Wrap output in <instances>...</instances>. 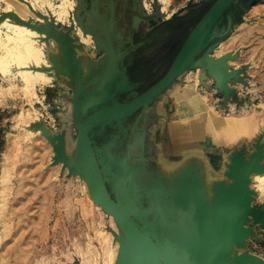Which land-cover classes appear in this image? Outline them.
Segmentation results:
<instances>
[{"label":"rangeland","instance_id":"374dc122","mask_svg":"<svg viewBox=\"0 0 264 264\" xmlns=\"http://www.w3.org/2000/svg\"><path fill=\"white\" fill-rule=\"evenodd\" d=\"M7 1L0 0V23L55 37L68 67L7 43L0 30V264H144L90 196L74 96L81 123L142 96L216 0H170L168 19L154 0H72L70 19L91 36L97 55L85 71L71 25L43 8L63 0H18L36 15L27 21ZM133 30L147 38L137 52L125 49L135 46ZM198 41L162 94L94 128L89 140L108 197L163 264H264V0H236ZM133 56L144 81H128L124 65ZM24 69L42 77L28 82ZM178 138L191 143L178 147ZM209 193L218 198L215 230L204 205Z\"/></svg>","mask_w":264,"mask_h":264},{"label":"water","instance_id":"95a60500","mask_svg":"<svg viewBox=\"0 0 264 264\" xmlns=\"http://www.w3.org/2000/svg\"><path fill=\"white\" fill-rule=\"evenodd\" d=\"M235 1L236 0H216L213 3L185 39L166 74L142 96L127 103L112 104L94 113L82 123L78 119V93L74 96L73 119L77 127L80 145L83 150L82 160L86 175L85 181L90 196L94 203L98 205L104 213L114 219L118 228L133 244L144 264L163 263L144 232L130 218L120 211L108 197L97 157L89 140V134L94 128L113 118L134 112L162 94L181 73L188 55L194 45L198 42L206 27L214 18L220 16L222 12H224L225 9Z\"/></svg>","mask_w":264,"mask_h":264},{"label":"bare ground","instance_id":"6f19581e","mask_svg":"<svg viewBox=\"0 0 264 264\" xmlns=\"http://www.w3.org/2000/svg\"><path fill=\"white\" fill-rule=\"evenodd\" d=\"M154 1L156 2L157 6L159 7L160 12L165 14V18L166 19L170 18L173 15L174 11L172 9H170V0H154ZM7 2L8 3L10 2V4H11V6H10L12 8L11 12H13L15 15H17L21 20L27 21V20H31V19H36V15L32 12V10L25 3L21 2V1H18V0H9ZM31 2L33 3L32 6H33L34 10H38L39 11V10L45 8V11L46 12H50V14L56 19L55 22L56 21H58V22L61 21L62 23L64 22V24L67 22L68 25H71V28L68 31V36L73 41L72 44L75 45V47L73 49L75 57L80 61V65L83 67V69H84L83 71H85V69L88 67L89 55H91L92 57H96L97 55L94 54V53H90L91 52L90 51L91 43H92L91 36L88 35V34L83 33V31L79 27L75 26L76 23L73 22L70 19V12H72V10L74 8V4H75L74 1H72V0H63V1H61L62 4L60 6L58 5L56 7H54V5H51V3L47 4V6L43 7L42 5L45 4L43 2L44 4L40 3L41 4L40 6H42L43 8L42 7H38L37 3H34L33 1H31ZM145 7H148L147 4H145ZM252 12L254 13L255 9ZM3 28L7 30L6 31L7 32V37L5 39L7 43H12V44H15V46H18V47L27 48V49H29L31 51H34V52L38 53V55L39 54L42 55V53L46 52V53H48V55L52 56L58 62V64L61 66V68L64 69V68L68 67V63L66 61L67 55L64 52L65 46L61 42H59L56 38L47 37L46 35L38 32L36 30H33V29H31V28H29V27H27L25 25L12 23L9 20H4L2 23H0V30L3 29ZM0 46L1 47L3 46V42L1 40H0ZM198 48H200V46L198 45V43H196L194 45V47L192 48L190 54L188 55V57H187V59L185 61V64L194 55V53L198 50ZM16 49H17V47H16ZM45 56H47V55H45ZM46 60H47V58H46ZM43 64H45V62H43ZM49 64H50V62H49ZM40 65H41V62H40ZM46 65H48L47 62H46ZM20 74H22L23 77L28 82H32L36 77H40V76L42 77V75H41L42 72H39V71L31 72L29 69H24L23 71L20 72ZM231 190H232V187L231 188L228 187V189H225V192H224L225 196H227L230 193ZM204 201H205L204 205L206 207V211H207L208 215L209 216L213 215V217H214L213 219H215L214 220V224L212 223L210 225L211 229L215 230L217 228L219 222H220L219 221V217L216 214V209L219 207L218 204H217L218 198L214 194L209 193V194L206 195V197L204 196ZM204 201H203V203H204ZM110 218H111V220L113 219L112 217H110ZM232 218H234V217H232ZM235 219H237V218H234V220ZM232 222H234V221H232ZM233 225H234V223H233ZM228 239H229V237H228ZM216 241L217 240H215V242ZM188 245L190 246V243ZM223 245H225V244L223 243ZM190 247H192V246H190ZM189 249L184 247L183 248L184 254L187 255ZM213 252H214L213 253V259H214L215 257L218 256V254H217V250H215V249H213ZM110 255H112V254H110ZM223 257H225V256H223ZM219 260H220V258H219Z\"/></svg>","mask_w":264,"mask_h":264},{"label":"flooded vegetation","instance_id":"af4514ba","mask_svg":"<svg viewBox=\"0 0 264 264\" xmlns=\"http://www.w3.org/2000/svg\"><path fill=\"white\" fill-rule=\"evenodd\" d=\"M132 39H133V42H134V47L132 49V46L131 45H126L125 46V49H128V51H131V52H137L140 48L141 45H143V43L146 41V37H142V36H139L138 33H136L134 30L132 31ZM141 60H138L137 58H132V60L129 62V63H126V65H124L125 67V73H126V76L128 78V81L130 82H141V81H144V80H140L138 79L136 76H135V69L138 68V65H140ZM155 65H154V69L153 71L151 72L152 74H155L156 71H155ZM169 69V68H168ZM168 71V70H167ZM166 71V72H167ZM149 74V73H148ZM166 74V73H165ZM164 74V75H165ZM163 75V76H164ZM162 79V77H161Z\"/></svg>","mask_w":264,"mask_h":264},{"label":"crops","instance_id":"0c3cea01","mask_svg":"<svg viewBox=\"0 0 264 264\" xmlns=\"http://www.w3.org/2000/svg\"><path fill=\"white\" fill-rule=\"evenodd\" d=\"M181 138H182V137H181ZM182 139H183V138H182ZM185 139H186V140H183V141H182V140H179V138L177 139V142H178L177 145H178V147H180V145H181V146H182V145L184 146V145H186V144L188 145V144L191 143L187 138H185Z\"/></svg>","mask_w":264,"mask_h":264},{"label":"trees","instance_id":"16d2710c","mask_svg":"<svg viewBox=\"0 0 264 264\" xmlns=\"http://www.w3.org/2000/svg\"><path fill=\"white\" fill-rule=\"evenodd\" d=\"M55 38V37H54Z\"/></svg>","mask_w":264,"mask_h":264}]
</instances>
